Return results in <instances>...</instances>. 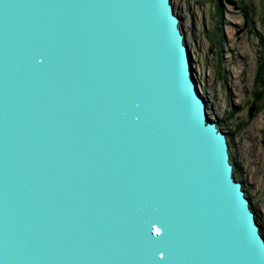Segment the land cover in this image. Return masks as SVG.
Here are the masks:
<instances>
[{
    "label": "water",
    "instance_id": "95a60500",
    "mask_svg": "<svg viewBox=\"0 0 264 264\" xmlns=\"http://www.w3.org/2000/svg\"><path fill=\"white\" fill-rule=\"evenodd\" d=\"M0 264H264L172 0H0Z\"/></svg>",
    "mask_w": 264,
    "mask_h": 264
},
{
    "label": "rangeland",
    "instance_id": "374dc122",
    "mask_svg": "<svg viewBox=\"0 0 264 264\" xmlns=\"http://www.w3.org/2000/svg\"><path fill=\"white\" fill-rule=\"evenodd\" d=\"M210 117L264 234V0H172Z\"/></svg>",
    "mask_w": 264,
    "mask_h": 264
},
{
    "label": "bare ground",
    "instance_id": "6f19581e",
    "mask_svg": "<svg viewBox=\"0 0 264 264\" xmlns=\"http://www.w3.org/2000/svg\"><path fill=\"white\" fill-rule=\"evenodd\" d=\"M195 73V72H194Z\"/></svg>",
    "mask_w": 264,
    "mask_h": 264
}]
</instances>
